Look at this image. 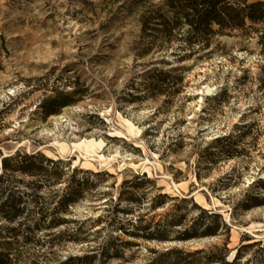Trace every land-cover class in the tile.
I'll return each mask as SVG.
<instances>
[{
	"label": "rangeland",
	"instance_id": "rangeland-1",
	"mask_svg": "<svg viewBox=\"0 0 264 264\" xmlns=\"http://www.w3.org/2000/svg\"><path fill=\"white\" fill-rule=\"evenodd\" d=\"M165 1L0 0V201L22 198L59 260L106 249L107 264H174L226 246L232 262L246 246L238 264H264L261 48L234 32L193 51L144 29ZM85 141L102 142L96 169L72 151Z\"/></svg>",
	"mask_w": 264,
	"mask_h": 264
},
{
	"label": "trees",
	"instance_id": "trees-1",
	"mask_svg": "<svg viewBox=\"0 0 264 264\" xmlns=\"http://www.w3.org/2000/svg\"><path fill=\"white\" fill-rule=\"evenodd\" d=\"M161 10L150 14L143 23V28H153L157 32L170 37L176 31L181 32L187 46L193 51L196 48L202 50L210 47L214 38L230 36L234 32H240L245 39L256 38L261 48L260 54L264 56V0H166ZM163 10H166L163 12ZM159 27V28H158ZM72 96H58L53 99L49 106L52 109L46 111L47 115H55L66 106L73 104ZM48 102L44 104L47 110ZM8 159H3L2 164L8 168ZM32 158L21 161L23 167L18 170L24 173L31 172ZM48 163H54L47 159ZM25 165V166H24ZM76 198V197H75ZM71 194H67L62 203L70 204L75 201ZM25 203L22 198L9 195L0 201V264H107L111 259L110 252L104 249L93 250L82 255H69L65 260L57 259L60 250L51 242L39 244L38 235L41 228L39 223L28 224L24 216ZM206 214V209L200 208ZM217 214H210V218H217ZM41 221H46L41 219ZM62 221L51 219L47 228H57ZM220 225L208 226L202 236H216ZM50 236L62 238L63 236L75 237L79 230L72 232L48 233ZM37 238V239H36ZM194 238L185 235L184 240ZM36 244V248L30 246ZM50 243V244H49ZM47 244H49L47 246ZM258 243L249 245L256 246ZM47 246L44 249V246ZM246 246L240 247L232 262L226 261L228 249L225 247H212L208 250H198L187 254L188 259L183 263L174 264H238L242 251ZM36 250V251H33ZM173 253V252H172ZM180 253V252H177ZM203 254V259H196L197 255ZM51 261H55L54 263Z\"/></svg>",
	"mask_w": 264,
	"mask_h": 264
},
{
	"label": "bare ground",
	"instance_id": "bare-ground-1",
	"mask_svg": "<svg viewBox=\"0 0 264 264\" xmlns=\"http://www.w3.org/2000/svg\"><path fill=\"white\" fill-rule=\"evenodd\" d=\"M206 89L208 92H210V89L208 87ZM200 94H204V92H202ZM100 146H102V142L96 143L94 141H88V142L85 141L82 144L74 145L72 151L75 152L79 148H82L83 150H85L88 157L83 158V160H84L83 167L86 169H96L94 164L92 163V162H94V158H93L92 153L94 152V150L97 147H100ZM49 155H51V154H49ZM198 201H201L203 203V198H198ZM205 209H207V208L205 207Z\"/></svg>",
	"mask_w": 264,
	"mask_h": 264
}]
</instances>
